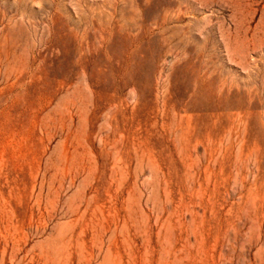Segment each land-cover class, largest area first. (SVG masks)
Masks as SVG:
<instances>
[{
    "label": "rangeland",
    "instance_id": "374dc122",
    "mask_svg": "<svg viewBox=\"0 0 264 264\" xmlns=\"http://www.w3.org/2000/svg\"><path fill=\"white\" fill-rule=\"evenodd\" d=\"M0 264H264V0H0Z\"/></svg>",
    "mask_w": 264,
    "mask_h": 264
}]
</instances>
